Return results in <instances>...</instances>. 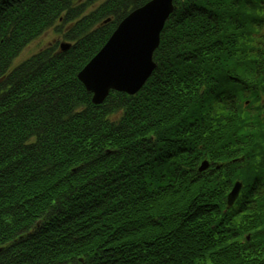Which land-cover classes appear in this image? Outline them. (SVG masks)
<instances>
[{"label": "trees", "instance_id": "obj_1", "mask_svg": "<svg viewBox=\"0 0 264 264\" xmlns=\"http://www.w3.org/2000/svg\"><path fill=\"white\" fill-rule=\"evenodd\" d=\"M148 1L0 0V264H264V0H174L146 84L93 103Z\"/></svg>", "mask_w": 264, "mask_h": 264}, {"label": "water", "instance_id": "obj_2", "mask_svg": "<svg viewBox=\"0 0 264 264\" xmlns=\"http://www.w3.org/2000/svg\"><path fill=\"white\" fill-rule=\"evenodd\" d=\"M175 9L174 0H150L134 9L117 26L103 48L79 72V79L92 93V102L102 104L112 90L136 94L157 67L155 51L161 33ZM63 43L62 48H70ZM209 163L204 161L200 170ZM243 182L238 181L228 196L232 206Z\"/></svg>", "mask_w": 264, "mask_h": 264}, {"label": "rangeland", "instance_id": "obj_3", "mask_svg": "<svg viewBox=\"0 0 264 264\" xmlns=\"http://www.w3.org/2000/svg\"><path fill=\"white\" fill-rule=\"evenodd\" d=\"M132 12V11H131ZM59 38L58 34L54 32L44 33L41 37L37 38L34 42H32L23 52L22 57L20 59H26L30 55L36 53L40 48L46 46L47 44L56 41Z\"/></svg>", "mask_w": 264, "mask_h": 264}]
</instances>
